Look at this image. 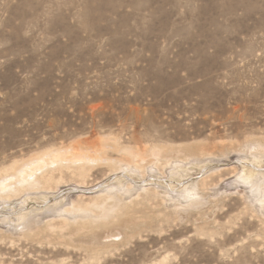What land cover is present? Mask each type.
I'll list each match as a JSON object with an SVG mask.
<instances>
[{"label": "rangeland", "instance_id": "1", "mask_svg": "<svg viewBox=\"0 0 264 264\" xmlns=\"http://www.w3.org/2000/svg\"><path fill=\"white\" fill-rule=\"evenodd\" d=\"M0 264H264V0H0Z\"/></svg>", "mask_w": 264, "mask_h": 264}, {"label": "bare ground", "instance_id": "2", "mask_svg": "<svg viewBox=\"0 0 264 264\" xmlns=\"http://www.w3.org/2000/svg\"><path fill=\"white\" fill-rule=\"evenodd\" d=\"M178 150V149H177ZM156 152V151H155ZM155 152H153V153H155ZM157 152H159V151H157ZM166 152V151H165ZM175 152V151H174ZM173 153V152H172ZM151 154H152V152H151ZM161 154V153H160ZM163 154V153H162ZM176 154V153H175ZM58 155V154H57ZM57 155H55V156H57ZM153 155V154H152ZM59 156V155H58ZM58 156H57V158H58ZM250 156V155H249ZM43 157V156H42ZM51 159H52V156L50 157ZM54 158V157H53ZM56 158V159H57ZM43 159V158H42ZM46 159V158H45ZM37 160V159H36ZM39 160V159H38ZM50 160V159H49ZM51 161V160H50ZM58 160H56V162H57ZM32 162V161H31ZM41 163V162H40ZM40 163H38V164H36L35 165V167H30L31 169H32V171L33 170H38L39 169V167H40ZM43 164V163H42ZM41 164V165H42ZM52 166V165H51ZM26 171V170H25ZM29 171V173H30V169L29 170H27V172ZM176 172V171H175ZM256 173H257V170H256ZM256 173H254V171H252L251 169H249V171H248V173L246 172L245 174H244V176L242 177L243 178V180H247V181H249L250 180V178H252L254 175H257ZM32 174V173H31ZM259 174V173H258ZM263 174V173H262ZM23 176V175H22ZM252 182V181H251ZM253 184V183H252ZM191 185V184H190ZM185 186V187H182L183 189V191L185 192V193H187L188 195H192L193 194V188L191 187V186ZM9 190V189H8ZM11 191V190H10Z\"/></svg>", "mask_w": 264, "mask_h": 264}]
</instances>
